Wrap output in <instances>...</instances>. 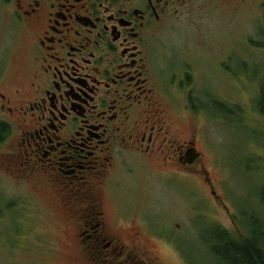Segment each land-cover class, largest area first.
<instances>
[{"label":"flooded vegetation","instance_id":"obj_1","mask_svg":"<svg viewBox=\"0 0 264 264\" xmlns=\"http://www.w3.org/2000/svg\"><path fill=\"white\" fill-rule=\"evenodd\" d=\"M1 8L9 39L22 42L11 64L13 51L0 47V175L59 220L60 236L73 241L69 264H161L142 236L168 234L148 213L115 205V188L123 176L154 172L169 187L182 171L204 176L215 195L199 147L208 100L195 94L188 64L165 72L155 55L170 21L210 8L236 15L237 0H1Z\"/></svg>","mask_w":264,"mask_h":264},{"label":"rangeland","instance_id":"obj_2","mask_svg":"<svg viewBox=\"0 0 264 264\" xmlns=\"http://www.w3.org/2000/svg\"><path fill=\"white\" fill-rule=\"evenodd\" d=\"M4 14L0 0V47L13 51L11 64L22 39H9ZM155 56L165 72L188 64L195 94L208 100V118L199 119L207 141L199 147L215 195L196 172L178 171L169 187L157 172L139 173L123 176L113 202L148 213L156 229L168 234L142 236L161 264H220L211 250L221 243L215 236L224 233L237 242L255 236L259 226L264 237V116L257 105L264 85V0H237L236 15L210 8L200 18L170 21ZM27 194L0 175V264H69L73 241L60 236L64 227L47 206L31 195L25 199Z\"/></svg>","mask_w":264,"mask_h":264},{"label":"trees","instance_id":"obj_3","mask_svg":"<svg viewBox=\"0 0 264 264\" xmlns=\"http://www.w3.org/2000/svg\"><path fill=\"white\" fill-rule=\"evenodd\" d=\"M257 105L259 113L264 116V85L260 89ZM260 201L264 204V191L260 195ZM260 232L262 231L257 226L255 236H250L245 240L237 239V242L230 240V236H225L220 232L223 236L214 238V241L217 239L221 242L220 246H213L211 250H215L220 264H264V237L260 236Z\"/></svg>","mask_w":264,"mask_h":264}]
</instances>
